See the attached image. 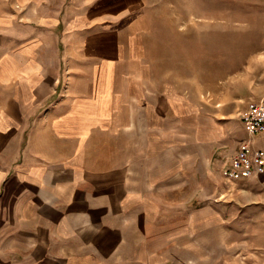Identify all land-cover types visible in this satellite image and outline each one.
<instances>
[{"label":"crops","instance_id":"0c3cea01","mask_svg":"<svg viewBox=\"0 0 264 264\" xmlns=\"http://www.w3.org/2000/svg\"><path fill=\"white\" fill-rule=\"evenodd\" d=\"M144 8L145 0L2 5L0 241L7 246L85 257L73 264L119 255L126 233L135 230L138 240L154 233L161 210L175 209L164 195L179 191L192 195L177 204V224L197 222L203 233L236 205L233 192L261 174L230 179L223 170L242 131L261 137L253 146L261 149L264 134L250 135L241 117L225 124L143 71Z\"/></svg>","mask_w":264,"mask_h":264},{"label":"rangeland","instance_id":"374dc122","mask_svg":"<svg viewBox=\"0 0 264 264\" xmlns=\"http://www.w3.org/2000/svg\"><path fill=\"white\" fill-rule=\"evenodd\" d=\"M4 3L0 0V9ZM143 14V71L157 74L159 87L172 85L225 124L241 121L247 103L264 95V0H145ZM240 135L237 149L243 142L257 147L261 138ZM216 157L213 153L212 162ZM245 186L233 192L237 207L224 208V219L206 223L203 233L197 222L187 228L177 224L182 218L177 204L191 193L164 195L175 209L161 210L157 234L141 233L138 240L130 231L120 245L122 255L98 256L90 264L264 263V172ZM171 211L173 234H165L172 233ZM0 244V264H73L85 258Z\"/></svg>","mask_w":264,"mask_h":264},{"label":"built area","instance_id":"2783aa9c","mask_svg":"<svg viewBox=\"0 0 264 264\" xmlns=\"http://www.w3.org/2000/svg\"><path fill=\"white\" fill-rule=\"evenodd\" d=\"M242 120L250 135L264 134V95L250 100L242 112ZM224 174L230 179L250 177L264 172V151L254 148L250 142H243L229 156Z\"/></svg>","mask_w":264,"mask_h":264}]
</instances>
